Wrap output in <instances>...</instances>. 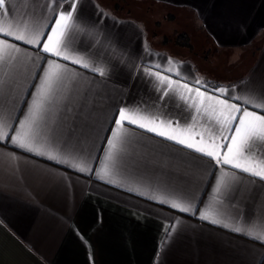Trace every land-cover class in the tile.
Listing matches in <instances>:
<instances>
[{
  "label": "crops",
  "instance_id": "crops-1",
  "mask_svg": "<svg viewBox=\"0 0 264 264\" xmlns=\"http://www.w3.org/2000/svg\"><path fill=\"white\" fill-rule=\"evenodd\" d=\"M157 1L191 11L203 36L217 48L235 50L259 43L253 62L231 79L204 77L188 56L156 46L145 24L115 13L101 0H78L77 26L67 40L71 52L104 67V76L42 53V45L8 38L23 50L15 83L5 88L2 106L14 127L27 111L25 102L31 101L46 60L57 59L69 68L65 87L48 106L37 141L42 151L69 163L0 140V264H264V243L200 218L211 204L226 222H259L264 217V181L216 166L192 150L127 124L108 177H97L119 107L139 108L181 123L197 116L196 131L210 127L220 135L218 126L206 123L178 94L163 96L161 85L144 68L170 67L171 58L177 62L181 82L190 87L198 86L193 82L199 79L202 91L222 87L228 90L222 98L247 96L260 102L264 0ZM56 2L58 8L53 0H8V5L17 21L26 20L47 33L54 13L65 10L69 0ZM162 74L180 79L175 72ZM239 103L261 111L243 99ZM72 163L91 171L79 172L69 166ZM221 171L229 175L220 192L214 193ZM214 195L218 202H213ZM173 200L192 205L194 211L172 208Z\"/></svg>",
  "mask_w": 264,
  "mask_h": 264
},
{
  "label": "snow or ice",
  "instance_id": "snow-or-ice-1",
  "mask_svg": "<svg viewBox=\"0 0 264 264\" xmlns=\"http://www.w3.org/2000/svg\"><path fill=\"white\" fill-rule=\"evenodd\" d=\"M53 3L57 8L59 7L56 0H53ZM77 4L78 0H69L65 10L56 11L52 17L54 22L47 25L50 31L45 33L40 31L36 24L30 25L26 20L17 21L13 15L14 10L8 5V0H0V140H10L11 144L21 149L37 155H46L49 159L60 163L69 162L60 160L56 153L42 151L37 141L40 137L41 123L45 120L48 112V106L54 100L56 93L65 87L64 82L69 68L66 64L57 62V59L46 60L47 67H42L43 75L38 76L39 83L33 85L35 92L31 93V101L25 102L28 104L27 111L22 119L18 118V126L14 127L3 114L2 106L6 103L5 88H11L15 83L16 66L23 50L8 38L23 41L28 45H42L40 48L42 53L50 54L63 61H70L83 69L104 76L106 74L104 67L94 66L84 55L69 50L67 36L70 30L77 26L74 19ZM42 37L46 38L42 39ZM167 62L170 67L162 69L161 65L157 64L144 68L142 71L147 76L154 77L161 85L160 90L163 96L178 94L179 99L188 103L190 108L195 109L197 115L206 118V123L218 126L220 135L216 136L210 127L201 126L202 130L196 131L199 125L197 116H190V123L187 120L181 123L178 120H165L145 114L139 108L119 107L113 116L115 127L109 129L111 137H106L108 150L105 153V162L97 172V177L100 179L108 177L109 164L115 160L119 147L123 143L127 133L125 127L127 124L192 150L208 158L209 161H214L216 166H228L240 173L264 181V114H261L264 112V88L259 92L260 102H254L247 96L222 98L228 92L227 89L221 87L211 91H202L203 82L199 79L193 82L198 86L190 87L189 83L181 82L183 77L174 67L177 62L171 58ZM153 68L157 70L153 71ZM162 72H175V75L180 79H173ZM241 99L245 105L253 104L255 109L261 111L242 107L239 103ZM230 100L237 102H230ZM69 166L82 173L91 171L79 163H72ZM228 175V172L221 171L215 181L214 193L220 192L224 178ZM233 177L236 178L235 174ZM107 182L116 183L115 180ZM212 200L218 202L215 195ZM161 203L169 202L161 201ZM170 206L184 213L194 211L192 205L185 206L176 200L171 201ZM200 218L264 243V217L256 223L238 220L233 224L219 218L210 204L208 208L200 212Z\"/></svg>",
  "mask_w": 264,
  "mask_h": 264
},
{
  "label": "rangeland",
  "instance_id": "rangeland-1",
  "mask_svg": "<svg viewBox=\"0 0 264 264\" xmlns=\"http://www.w3.org/2000/svg\"><path fill=\"white\" fill-rule=\"evenodd\" d=\"M115 13L134 17L145 24L152 43L188 56L198 70L214 81L237 77L254 60L256 43L241 49H221L211 44L192 20V12L182 7H171L157 0H101ZM116 7V8H115ZM186 32L191 48L178 46V34ZM166 39V44L163 43Z\"/></svg>",
  "mask_w": 264,
  "mask_h": 264
},
{
  "label": "trees",
  "instance_id": "trees-1",
  "mask_svg": "<svg viewBox=\"0 0 264 264\" xmlns=\"http://www.w3.org/2000/svg\"><path fill=\"white\" fill-rule=\"evenodd\" d=\"M163 43L166 44V39H165V41H163ZM175 44H177L178 46L180 45V46L188 47V48L192 47V45L190 43L189 36L186 32H182V33L177 35L176 40H175ZM258 49H259V43H257V45L255 46V50L257 51Z\"/></svg>",
  "mask_w": 264,
  "mask_h": 264
}]
</instances>
